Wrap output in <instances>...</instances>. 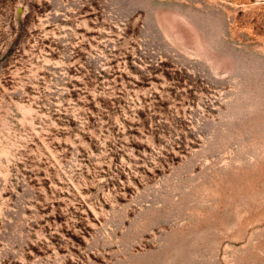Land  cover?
I'll return each instance as SVG.
<instances>
[{"label": "rangeland", "instance_id": "1", "mask_svg": "<svg viewBox=\"0 0 264 264\" xmlns=\"http://www.w3.org/2000/svg\"><path fill=\"white\" fill-rule=\"evenodd\" d=\"M0 264H264V0H0Z\"/></svg>", "mask_w": 264, "mask_h": 264}]
</instances>
